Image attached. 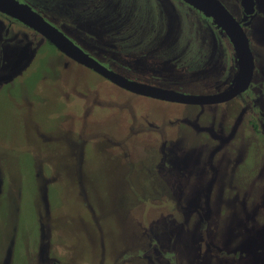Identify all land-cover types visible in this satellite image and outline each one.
<instances>
[{"label": "rangeland", "instance_id": "374dc122", "mask_svg": "<svg viewBox=\"0 0 264 264\" xmlns=\"http://www.w3.org/2000/svg\"><path fill=\"white\" fill-rule=\"evenodd\" d=\"M17 1L54 24L79 11ZM127 1L143 14L147 0ZM223 3L237 16L234 0ZM169 5L170 42L108 29L105 53L131 60L102 63L186 95L229 90L239 62L225 31L195 6ZM22 32L36 45L30 68L16 74L25 62L12 63L16 79L0 84V264H264V134L255 114H241L248 94L214 105L140 96L1 13L0 58ZM260 32L249 33L254 93L264 85Z\"/></svg>", "mask_w": 264, "mask_h": 264}, {"label": "flooded vegetation", "instance_id": "af4514ba", "mask_svg": "<svg viewBox=\"0 0 264 264\" xmlns=\"http://www.w3.org/2000/svg\"><path fill=\"white\" fill-rule=\"evenodd\" d=\"M13 1L18 2L17 0H13ZM218 1H220L224 5L223 3L224 0H218ZM72 2L76 3L79 7L77 9L79 10L78 14L76 11H75V14L73 13V17H74L73 19L70 20V18L68 19L61 18V21L57 24H54L47 19L46 20L52 23L55 27H57L70 41L75 43V41L72 40L68 34L72 35L74 39H76L77 42L79 43V44L77 43L75 44L78 45L82 50L87 52L90 56L94 57L97 62H103V61L104 62H130L129 60H131V59H117L105 53V50H106L105 46L108 45L107 43H105L106 36L107 34H110V32L106 30L108 29L115 30V32L111 33V35L116 36L118 38H124V39H126L127 37H131L134 32H137L138 35L143 36L149 30L151 31L152 34L154 33L156 34V36L161 37L163 42H170V27H171L170 26L171 24L169 23L170 18H171L170 15L173 14L177 8L169 4L170 3L174 4V2H176V3H179L180 8L182 9H189V10L192 9V7L188 5L187 3H185L183 0H147V1H142L140 3L141 7H143L144 12L142 15H138L133 8L132 1H127V0H82V1L79 0L77 2L76 0H66L65 1L66 4H72ZM234 2H235V9H236L235 13L237 14V16H234L227 8L226 9L231 13V15L241 25L245 35L247 36L249 40L250 48L253 53V49L255 47L252 42V37L249 33L250 31L252 32L258 29V31H261L260 34H258V36L262 34L264 28L259 29L260 28L259 24L263 22L261 19H264V9L260 5V0H234ZM124 9L126 10L124 11ZM197 11L199 12V10ZM34 12L36 13V11ZM0 13L5 15L6 17L12 18L13 20L25 25L24 23L18 21L17 19L11 16L4 14L1 11ZM181 14L186 20H188V25H189L190 19H192L189 13L184 12ZM13 26L15 25L10 24L9 27L5 29V31L10 30V28ZM64 26H66L67 28H64ZM29 28L32 29L31 27ZM62 29L66 31V34L63 32ZM177 29H180L178 25H176L175 27L176 31ZM194 29L197 30V34H200V26L195 21H194ZM32 30L38 33L45 40H47L50 43V45H52V47L55 48L57 52H60L64 54L66 57L70 58L68 55H66L64 52L58 49L56 45H54L51 41H49L41 33H39L38 31L34 29ZM212 33L215 34V32H212ZM225 33L229 37L231 45L234 47V50H235L234 53H235V56L237 57L236 62H239L236 49H235V44L231 36L226 31ZM29 36H31L29 32L28 33L22 32L18 39L10 40L7 43V50L5 49L3 57L0 58V62H1L0 63V84H4L9 81H14L16 79L14 74H9L7 71V68L9 67V65H13L12 63L25 62L24 63L25 66L22 67V69H20L19 71L17 70L18 72L16 74L18 73L21 74L23 70H25L26 68L28 70L30 68L29 63L32 60L34 50L36 49V45H35L34 40L29 39ZM261 38L264 41V37H262V35H261ZM94 42H96L97 44H94ZM85 46L90 51H92L93 54L90 53L85 48ZM7 53H9L8 54L9 56H7ZM134 60L136 62H142L141 60H137V59H134ZM202 65H205L206 67L210 66L209 63H204ZM201 66L197 67L198 74H201L202 72L200 71ZM255 70H256V67H255V62H254V72H253L252 81L248 89L244 91L245 94L249 95V97L248 99L241 101L243 108L240 110H241L242 116H243V113L245 112L248 115L255 114L261 122L259 124L260 128L256 124H254V122H252L250 118H249L250 119L249 122H251L252 128L255 132H262L264 134V91H263L264 85L261 84L262 91L258 93H254L251 91V86H252L254 76H255ZM239 73H240V68L237 73L238 77L236 78H239ZM258 85L259 83L255 82L254 80V86H258ZM216 172L217 174L215 176L218 177V171Z\"/></svg>", "mask_w": 264, "mask_h": 264}, {"label": "water", "instance_id": "95a60500", "mask_svg": "<svg viewBox=\"0 0 264 264\" xmlns=\"http://www.w3.org/2000/svg\"><path fill=\"white\" fill-rule=\"evenodd\" d=\"M206 16L214 19L215 23L226 31L232 38L239 60V78L229 90L209 96H191L159 87L149 86L132 81L121 74L109 69L102 62L82 50L78 45L70 41L57 27L45 18L35 13L31 8L21 5L13 0H0V11L11 16L32 29L38 31L62 52L77 63L86 66L116 86L131 93L150 97L166 102H174L187 105H214L230 101L250 86L254 72V57L249 40L241 25L218 0H186Z\"/></svg>", "mask_w": 264, "mask_h": 264}, {"label": "crops", "instance_id": "0c3cea01", "mask_svg": "<svg viewBox=\"0 0 264 264\" xmlns=\"http://www.w3.org/2000/svg\"><path fill=\"white\" fill-rule=\"evenodd\" d=\"M185 3H187L188 5H190L191 7H194V5H192L191 3H189L188 1H186V0H183ZM200 11V10H199ZM196 39V43L198 44V45H202L201 44V38H195ZM217 171V170H216ZM223 196V195H222ZM211 207V205H209V208ZM210 213V212H209Z\"/></svg>", "mask_w": 264, "mask_h": 264}]
</instances>
